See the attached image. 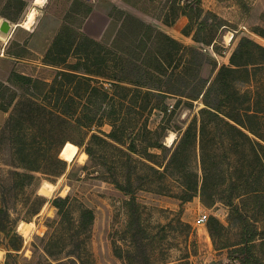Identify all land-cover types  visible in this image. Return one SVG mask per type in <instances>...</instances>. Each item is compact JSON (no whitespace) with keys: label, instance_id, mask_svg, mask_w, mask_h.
I'll return each mask as SVG.
<instances>
[{"label":"rangeland","instance_id":"374dc122","mask_svg":"<svg viewBox=\"0 0 264 264\" xmlns=\"http://www.w3.org/2000/svg\"><path fill=\"white\" fill-rule=\"evenodd\" d=\"M27 3L28 6L25 7V4L24 7H19L13 1L12 5L5 7V2H0V13L9 15L11 20L21 17L19 20L23 21L27 11L36 7L39 9L36 15L37 26L43 22V16L50 12L53 18L61 19L62 16L64 23L75 28V33L83 34L77 28L83 20L85 9L88 4L99 6L102 2L47 0L41 7L32 4V1L30 3L29 0ZM107 4L109 14L116 20L113 23L114 35L108 42H98L109 48L117 37V47L106 53L80 38L78 47L71 48L61 66L80 65L79 70L85 71L84 68L89 64L91 68H95L93 64L97 56H100L106 65L96 67L102 74L94 76L96 82L93 84L104 85L112 92L109 82L113 80L110 79V74H116L125 78L126 82L122 84L129 86V82L142 81L144 86L153 88L156 92L164 90L159 94H150L149 105L160 106L162 101H165L171 108L179 100L178 105L174 112L164 113L157 107L152 111L147 107L145 110L135 109L137 112H133L129 103H124L119 114H124L128 127L141 130L135 140L138 151L130 158L121 151L126 144L121 145L114 141L105 143L96 139L90 144V141L86 140L85 144L78 147L75 158L66 160L67 166L60 174H50L43 165L36 171L27 170L22 167L16 152L15 142H19L21 138L14 135L12 129H22L26 133L38 130L39 135L36 136L33 146L41 156L49 144H54L51 143L54 140L52 132L55 138V134L64 128L57 123L37 124L34 120L32 122L29 119H20L19 112H23L25 105V88L29 84L16 77V74L30 75L32 78L51 82L57 67L43 63L46 51L34 53L25 47L27 44L23 42L29 37L27 31L17 27L10 36L0 38V209L3 212L0 213V264H78L73 256L68 258L65 254H60L58 257H51L43 248L47 236L59 220L57 209L51 203L56 196L70 197V209L75 216L82 206L92 209L94 218L87 244L94 264H129L124 257H118L114 253L115 246L121 249L123 256L128 249L133 250L128 241L130 235L126 231V224L129 218L124 206V200L129 195L115 187L111 182L114 177L121 182L130 180L133 185L138 203L136 207L131 206L133 209L137 208L138 212L133 226L139 220L145 229L142 236L147 237L148 241V246L140 242L138 253L133 252L139 254L140 262L145 255H149L154 264H239L237 260L228 258V252L234 247L233 244L238 242L244 221L255 224L258 232L264 234V208L260 201H249L245 197L234 199L238 209H232L220 200L212 207H206L200 202L198 195L189 201H183L184 184L191 183L194 175H182L181 170H189L199 181L202 176L199 144L196 141L194 145L191 132L187 136H184V132L192 117L203 106V102L201 95L195 100L185 95L194 94L202 81L208 80L207 84L212 81L221 64H229L230 55L241 37H248L264 46V0H108L104 6ZM183 6L193 16L191 26L186 29L189 20L180 13ZM174 11V22L166 24L163 20L171 19ZM128 15L191 47L179 48L175 55L174 45L164 42L163 39L161 40L165 44L160 42L158 45L159 42L152 35L146 47L153 54L145 60L156 68L159 64L154 62L152 56H160L163 71L159 73L144 67L136 68L140 63V56L144 57L146 54L139 45V34L143 28L130 24ZM123 19L124 22L128 21L126 25L121 26ZM200 21H204L201 28ZM184 30L188 33L185 34ZM194 36L210 42L195 41ZM69 45V42L58 44L54 48L56 53L51 58L63 57V51L70 48ZM7 49L14 53L29 50L30 53L23 52V56L16 59L9 55ZM77 52L86 53L88 57L82 55L81 59H78ZM120 53L124 60L120 59ZM244 58H252L251 64L260 61L258 54L243 57L241 60ZM262 72L264 73V70ZM13 80L16 83L13 84ZM262 82L264 86V80ZM251 86L254 87L248 83L238 85L240 91ZM12 91H15L13 99ZM69 92H74V89ZM128 95L130 96V93ZM146 101L147 96L141 93L138 105ZM3 107L7 110L2 109ZM114 107H120L118 101ZM90 112L96 110L93 108ZM11 115L18 118L11 121ZM144 127L153 133L142 131ZM92 128L105 133L111 129L109 123L94 125ZM72 131L73 129L68 128L64 134H72ZM170 133H173L175 138L169 145L166 137ZM154 139L167 147L165 154L152 147L147 151L155 155L146 154L144 148ZM88 145L92 150L91 156L86 153L83 161L78 160L79 153ZM72 146V142H67L60 151V156L67 159ZM175 151L174 163L162 172V165ZM224 160L222 159L223 162ZM42 184H51L54 188L44 195L38 191ZM222 195L227 193L222 192ZM39 196H43V200H40ZM204 212L207 214V220L209 216H214L222 224V228L216 229L212 237L207 230V220L204 223L197 222L199 214ZM21 221L32 223L26 236L19 231L18 225ZM5 227L13 228L19 236L12 240L18 245L16 249H11L8 245L9 236L3 232ZM57 239L59 243L65 240L60 238V234Z\"/></svg>","mask_w":264,"mask_h":264},{"label":"trees","instance_id":"16d2710c","mask_svg":"<svg viewBox=\"0 0 264 264\" xmlns=\"http://www.w3.org/2000/svg\"><path fill=\"white\" fill-rule=\"evenodd\" d=\"M5 1L8 6L12 5L13 1L19 7L25 5L23 0ZM172 9L174 10V8ZM181 9L180 13L189 20L185 26L186 29L191 26L193 16L186 7L183 6ZM88 10L87 8L86 11ZM174 14H176L175 11L173 12ZM127 19L135 27L143 28L139 34V45L146 54L144 57L140 56V63L136 65L138 69L144 67V69H149V71L155 70L159 73L163 71V61L160 56L157 57L158 55L155 56V54L152 56L154 62L159 64L155 66L156 68L145 60L148 59L150 54H153L146 47L147 41L151 39L152 35L154 38L156 37V41L159 42L158 45H160V42L174 45L176 49L175 55L179 48L188 49L191 47L183 45L160 30H155L150 24H145L134 16L128 15ZM174 19L175 15L171 19L166 18L163 21L166 24H171ZM127 21L124 22L123 19L121 26L126 25ZM199 24L201 28L204 26V21H200ZM184 32L185 34L188 33L186 30ZM194 37L195 41L210 42H205L198 36ZM80 38L97 46L106 53L117 47L118 42L116 40L117 37L114 38L111 42V47L108 48L87 35L75 33V30L68 25H63L54 37L43 59L44 64L57 67L51 82L46 79L32 78L30 75L20 74L18 76L16 74V77L29 84L25 88V107L23 106L22 108L23 112H19L20 119H29L32 122L34 120L37 124L40 122L57 123L64 128V130L55 134V138L54 132H52L54 140L51 143L54 144L53 146L49 144L41 156L38 155L37 150L33 146L36 136L39 135L38 130L26 133L22 129H12V133L21 138L19 142H15L16 152L19 154L22 167L27 170L36 171L43 165L50 174H60L67 166L66 160L74 159L79 151L78 147L85 144L86 140L90 141V144L95 139L105 143L114 141L121 145L126 144L124 149L121 148V151L130 158L132 154L138 151L135 140H137L141 130L128 127L124 114L122 113L123 116L119 114V112H122L124 103H129L133 112H137L136 110L139 109L140 111L145 110L147 107H149V111L157 107L164 113L174 112V108L178 105L179 100L171 108L165 101H162L160 106L158 104L149 105L148 96L150 94H159L164 90L159 89L160 91L156 92L153 88L144 86L142 81L129 82L131 85L128 86L122 84L126 82L125 78L116 74H110V79L113 80L109 82L112 86L110 88L112 92L104 85L93 84V82H96L94 76L102 74L99 68L105 64L104 59L101 60L100 56H97L93 64L95 68H91L92 66L89 64V66L84 68L85 71L79 70L80 65L74 66L75 68L61 66L65 63V57L71 48L78 47ZM26 42L27 40L25 39L23 43L26 44ZM62 42L63 44L69 42L70 48L64 49L63 52L65 54L63 57L51 58L56 53L54 48ZM7 52L16 58L23 56V52L30 53L29 50L14 53L10 52L9 49H7ZM98 54L100 55V51ZM257 54L260 56V61L258 62L251 64L252 58H250L251 60H247V58L241 60L243 57H253ZM76 55L79 57L78 59H81L82 55L86 58L88 57L86 53L82 54V52H77ZM118 55L120 59L124 60L121 53ZM262 70H264V46L248 37H241L230 55L229 64H221L217 68L212 81H209L208 84V80L202 81L194 94L185 95L191 100H195L201 95L203 102V106L192 117L189 126L184 132V136L191 132L194 145L196 141L199 144L202 176L199 181L197 176L189 170H181L182 175H194L191 183L184 184L185 194L182 197L183 201H189L198 195L200 202L206 207H212L217 200H220L232 209H238L234 199L245 197L249 201H260L264 208V86L262 85L264 73ZM14 83L16 82L13 80ZM245 83L253 84L254 87L251 86L247 90L240 91L238 85ZM72 89H74V92H69ZM129 93L130 96L128 95ZM141 93L147 96L148 102L138 105ZM14 95L15 91H12L11 99L14 98ZM128 96L129 98L126 101L125 99ZM117 101L120 106L118 109L114 107ZM93 108L96 112H90ZM2 109L7 110L6 107ZM16 118L14 115L10 117L11 121L16 120ZM104 123H109L110 131L105 133L92 128L94 125L101 126ZM68 128L73 129L72 134H64ZM143 129L142 131L144 132L153 133L152 130L146 127ZM103 135L106 137H103ZM126 140L129 142H126ZM67 142H72L74 146H72L70 155L66 159L60 156V151ZM149 147L158 148L163 153L167 150V147L162 142H158L155 139L144 148L147 155H155L147 151ZM84 151L91 156L92 150L89 145L85 147ZM175 156L176 151L162 165V172H165L174 163ZM222 159H225L224 162ZM150 167L152 166L150 165ZM111 182L124 194L129 195L124 200V206L129 218L126 224V231L130 235L128 241L133 249L131 251L128 249L126 255L123 256L121 249L115 246V255L124 257L129 264H154L149 255H145L143 261L140 262L139 254H134L138 253L141 247L140 242H143L144 246H148V241L147 237L142 236V232H145V229L140 225L139 220L133 226L134 219L138 218V212L137 208L133 209L131 206L134 205L136 207L138 203L131 181L121 182L120 179L114 177ZM222 192H226L227 195H222ZM43 198V196H39L40 200H43ZM51 203L57 209L59 220L44 242L45 253L51 257H58L60 254H65V257L68 258L73 256L78 264H94L87 244L94 218L92 209L82 206L77 212L78 215L75 216L70 209L69 196H56ZM0 213H3L1 209ZM242 218L244 217L242 216ZM244 222L240 238L238 242L233 244L234 247L230 248L228 258L237 260L239 264H264V234L262 235L258 232L259 230L255 224ZM220 228H222V224L214 216H209L207 220L209 235L212 237L214 231ZM3 232L9 236L8 245L10 248L16 249L18 245L12 240L14 237L18 238L19 236L14 232L13 228L5 227ZM59 234L61 239H65L62 243L58 242L57 237Z\"/></svg>","mask_w":264,"mask_h":264},{"label":"crops","instance_id":"0c3cea01","mask_svg":"<svg viewBox=\"0 0 264 264\" xmlns=\"http://www.w3.org/2000/svg\"><path fill=\"white\" fill-rule=\"evenodd\" d=\"M3 1L5 2V7L8 6L6 4V1L5 0ZM23 1L26 4L25 7L28 6V3H27L28 0H23ZM29 1L30 3L32 1V4L34 3V0H29ZM46 1L47 0H45V2L43 3L44 5ZM75 1L77 2L80 0H70V2H75ZM101 2H102L101 3L102 6L100 4L99 5L100 7L88 4L89 6H87V8L89 10L86 11L87 8L85 9L83 20L81 21L77 29L79 32L83 33L84 35H87L88 37L96 41L108 42L110 39H112L114 35L113 27H115V24L113 23L116 22V20L114 19L113 16L109 14L108 7H107L108 4L104 6L105 3H108V0H101ZM42 5H38V7H41ZM36 9L37 11L39 10L38 8ZM43 17H44V20L39 26H37V22H36L37 16H36L35 21L33 25L31 26L32 28L25 29L22 26L23 21H20L21 17L19 18L20 20L19 19L11 20L9 18V15L0 13V23L3 19H6L8 20L10 24V30L8 33H4L5 34L4 36L1 35L3 32L0 31V38L5 37L6 35L10 36L16 30V28L19 27V29H22L24 31H27V33H29L26 47L29 48L31 52H34V53L45 52L51 45L54 37L57 35L61 27L63 25H68V24L63 22L64 20L62 16H61V19H56V18H53V16H51L50 12L46 13L45 16ZM119 24L120 22L116 24V27H118ZM68 26L72 29H75L72 26H70V24Z\"/></svg>","mask_w":264,"mask_h":264},{"label":"bare ground","instance_id":"6f19581e","mask_svg":"<svg viewBox=\"0 0 264 264\" xmlns=\"http://www.w3.org/2000/svg\"><path fill=\"white\" fill-rule=\"evenodd\" d=\"M44 2H45V0H34V3L37 4V5H42ZM37 14L38 13H37L36 7L30 8L27 11V13H26L25 19L22 22V26L25 29H31L32 28L31 26L34 23L35 17H36ZM174 138L175 137H174V134L173 133L168 134L167 137H166L167 144H169V145L172 144L173 141H174ZM86 155H87L86 152L81 151L79 153V155H78V160L83 161L85 159ZM53 188L54 187L51 184H42L38 188V191L41 194L47 195V194H49L53 190ZM31 225H32V223H28V222H25V221L19 222L18 228H19V231L21 232V234H23L24 236L28 235L29 232H30V229H31Z\"/></svg>","mask_w":264,"mask_h":264},{"label":"water","instance_id":"95a60500","mask_svg":"<svg viewBox=\"0 0 264 264\" xmlns=\"http://www.w3.org/2000/svg\"><path fill=\"white\" fill-rule=\"evenodd\" d=\"M10 30V24L8 20L3 19L0 23V31L3 33H8Z\"/></svg>","mask_w":264,"mask_h":264},{"label":"built area","instance_id":"2783aa9c","mask_svg":"<svg viewBox=\"0 0 264 264\" xmlns=\"http://www.w3.org/2000/svg\"><path fill=\"white\" fill-rule=\"evenodd\" d=\"M207 220V214L204 213H200L199 216L197 217V222L198 223H204Z\"/></svg>","mask_w":264,"mask_h":264}]
</instances>
